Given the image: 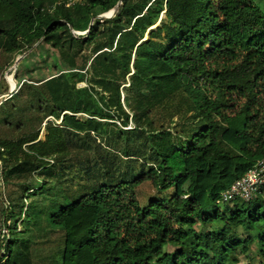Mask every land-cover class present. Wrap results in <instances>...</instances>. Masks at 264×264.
<instances>
[{
  "label": "trees",
  "instance_id": "trees-1",
  "mask_svg": "<svg viewBox=\"0 0 264 264\" xmlns=\"http://www.w3.org/2000/svg\"><path fill=\"white\" fill-rule=\"evenodd\" d=\"M195 1L201 15L186 22L158 0H0L12 11L10 28L0 27L9 50H18V39L26 49L62 25L72 38L68 49L76 40L79 54L90 50L87 90L95 85L109 94L104 106L114 111L108 120L116 114L124 126L125 109L132 114L133 129L117 132L129 136L128 143L146 135L145 170L50 216L49 224L63 232L60 264H239L253 244L240 239V230L260 232L264 243V204L214 205L264 157V4ZM112 9V18H97ZM161 14L165 23L152 30ZM125 32L129 37L118 45ZM159 32L165 43L154 39ZM136 44L143 48L131 72ZM172 97L179 101L171 111ZM144 182L160 190L172 186L171 197L140 207L134 188ZM258 255L264 264V250Z\"/></svg>",
  "mask_w": 264,
  "mask_h": 264
},
{
  "label": "rangeland",
  "instance_id": "rangeland-1",
  "mask_svg": "<svg viewBox=\"0 0 264 264\" xmlns=\"http://www.w3.org/2000/svg\"><path fill=\"white\" fill-rule=\"evenodd\" d=\"M160 5L186 22L201 15L195 0H158ZM11 17L12 11L0 5V27L8 30L6 20ZM165 21L161 14L151 29ZM61 26L26 49L18 39V50H9L8 40L0 35V264H60L63 232L49 224L50 216L101 187L126 184L149 162L142 144L145 134L130 144L129 136L117 132L133 129L132 114L125 109L124 126V117L114 114L108 120L114 111L104 106L109 94L95 85L87 90L92 85L90 61L84 65L90 50L83 48L79 54L76 40L68 49L72 38ZM129 35L120 33L118 45ZM163 35L159 32L154 39L165 43ZM147 38L144 34L143 40ZM138 45L130 55L131 72L143 48ZM80 68L84 79L78 82ZM7 79L15 85L11 93ZM121 87L126 88L127 81ZM171 100L172 111L179 100ZM120 104L124 106L122 100ZM172 192V186L160 190L149 182L134 188L140 207L154 199L168 200ZM259 234L240 230V239L249 237L253 244L248 257H238L239 264H261L258 250H264V243L260 246Z\"/></svg>",
  "mask_w": 264,
  "mask_h": 264
},
{
  "label": "built area",
  "instance_id": "built-area-1",
  "mask_svg": "<svg viewBox=\"0 0 264 264\" xmlns=\"http://www.w3.org/2000/svg\"><path fill=\"white\" fill-rule=\"evenodd\" d=\"M69 4L67 3L66 6ZM14 88L8 90L13 92ZM252 201L264 204V157L257 160L239 178L222 190L215 199L214 205L220 208L224 205L232 206L235 203H249Z\"/></svg>",
  "mask_w": 264,
  "mask_h": 264
},
{
  "label": "water",
  "instance_id": "water-1",
  "mask_svg": "<svg viewBox=\"0 0 264 264\" xmlns=\"http://www.w3.org/2000/svg\"><path fill=\"white\" fill-rule=\"evenodd\" d=\"M119 5V2H117V4L115 5V8L117 7ZM111 11V12H110ZM109 12H110V14H109V16L108 15H106V13L105 14H102V15H99V16H97V18H105V19H110V18H112L113 16H114V14H115V9H112V10H110ZM108 13V12H107ZM15 82V81H14ZM8 92H12V91H10V90H8Z\"/></svg>",
  "mask_w": 264,
  "mask_h": 264
},
{
  "label": "bare ground",
  "instance_id": "bare-ground-1",
  "mask_svg": "<svg viewBox=\"0 0 264 264\" xmlns=\"http://www.w3.org/2000/svg\"><path fill=\"white\" fill-rule=\"evenodd\" d=\"M110 12H111V11H110ZM110 12L106 13V15H108V16H109ZM7 80H8V79H7ZM8 84H9V89H10V90H12L14 87H12V86H11V84H10L9 80H8Z\"/></svg>",
  "mask_w": 264,
  "mask_h": 264
},
{
  "label": "flooded vegetation",
  "instance_id": "flooded-vegetation-1",
  "mask_svg": "<svg viewBox=\"0 0 264 264\" xmlns=\"http://www.w3.org/2000/svg\"><path fill=\"white\" fill-rule=\"evenodd\" d=\"M87 33V30L85 32H83V34H86Z\"/></svg>",
  "mask_w": 264,
  "mask_h": 264
}]
</instances>
